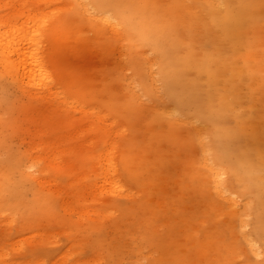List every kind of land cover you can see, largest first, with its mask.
<instances>
[{
    "label": "rangeland",
    "instance_id": "obj_1",
    "mask_svg": "<svg viewBox=\"0 0 264 264\" xmlns=\"http://www.w3.org/2000/svg\"><path fill=\"white\" fill-rule=\"evenodd\" d=\"M70 1L0 4L58 84L0 53V264H264V0Z\"/></svg>",
    "mask_w": 264,
    "mask_h": 264
},
{
    "label": "bare ground",
    "instance_id": "obj_2",
    "mask_svg": "<svg viewBox=\"0 0 264 264\" xmlns=\"http://www.w3.org/2000/svg\"><path fill=\"white\" fill-rule=\"evenodd\" d=\"M61 1H63V0H0V4H4L5 6L10 5L13 8H15V6H16L15 9L22 10V9L27 8L29 5L44 4L46 7H49L50 5H53V4H55L57 2H61ZM70 2L74 5V7H78L77 11H79L80 14L85 15V14L89 13V6H90L89 0H73ZM188 2H189V0H188ZM186 3H187V0H186ZM208 3H210V4H208L209 7L211 5L212 7L220 8L225 4V1L224 0H211ZM30 7H33V6H30ZM15 9H14L15 17H17L16 14L19 10H15ZM92 11H94V10H91V12ZM94 12H96V11H94ZM91 16H93V14L90 15V20L93 19L95 16L97 17L98 15H95L92 18H91ZM86 17H87V15H86ZM99 17L100 18L98 19V21L101 24L106 25V26H111V25L113 26V23L111 22L112 20L110 17L105 16V15H102ZM96 23H97V21H96ZM19 31H20L19 28L14 27V28H11L10 30H8V32L0 33V53H1V56L5 59L4 61L12 69V71L14 70L16 73L17 72H18V74L20 73L18 75V77L20 78L19 81L24 82L26 84V86L29 87L30 89H33L36 87H43L47 91L52 89V88H55L56 89L55 91H57L58 90V84L56 82V79H54V78L51 79V76L49 73V67L47 64L48 57H45V50H44L42 42H41V37L39 35H37L36 32H33V34H32V33H25L27 31H24V34L22 35L21 33H18ZM48 62H49V60H48ZM151 68H152V66H151ZM151 68L149 67V69L147 70V71H149V74L147 77H149V79H150L148 86H152L155 90V89H157V86L160 85L159 83L157 85L158 79L160 77V74H159L160 72L157 73L155 76V71H153L154 74H151L152 73V72H150ZM158 92H159V90H158ZM51 94H54V93H51ZM157 95H159V94H157ZM130 98L132 99V102H133V100L141 99L140 97H138L135 94V92H133L131 94ZM137 102H139V100ZM226 105H228L227 102H226ZM131 107H133L132 104H131ZM229 107L230 106H226L225 109L228 110ZM160 111H161L160 115H159L160 120L161 121H163V120L167 121L171 126H172V124L174 125L176 123L178 124V123L183 122V120L178 116L177 110H175V109L172 110V109L167 108V109L160 110ZM204 165H205V163H204ZM246 168H248L247 165H246ZM211 170H212V173H211L212 181L211 182L213 183L214 190L216 191V193L219 194L220 197H225V199H227L226 201L230 202L231 199L229 197H226L225 192L221 189L222 183L220 182V179H221L220 177L222 176V174L220 176V172L216 168L215 169L211 168ZM244 177H247V175H245Z\"/></svg>",
    "mask_w": 264,
    "mask_h": 264
}]
</instances>
